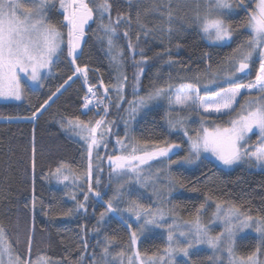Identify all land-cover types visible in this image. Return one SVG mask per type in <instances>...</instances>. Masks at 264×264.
<instances>
[{"label":"trees","instance_id":"obj_1","mask_svg":"<svg viewBox=\"0 0 264 264\" xmlns=\"http://www.w3.org/2000/svg\"><path fill=\"white\" fill-rule=\"evenodd\" d=\"M87 2L93 6L100 0ZM109 2L112 5L111 20L115 22L118 15L125 20L117 26V37L114 38L116 47L111 53L107 38L100 28V19L94 12L95 23L89 30L82 57L75 65L70 63L65 46L64 53L53 65L51 75L42 78L40 87L33 88L22 82L23 102H0V225L6 230L15 253L26 262L30 258L35 264L38 258H43L45 264H94V261L100 262L105 237L113 239L109 247V260L121 251L126 253L125 256L132 253L129 251V228L117 219L118 215L106 214L104 220L98 223L100 213L105 212L107 207L105 201L113 197L116 186L113 179L110 182L111 169L107 155H117V137L123 139L126 133H131L135 144L136 141H148L150 145L151 142H158L160 147L167 146L165 142L180 145L171 159L182 160L188 155V141L184 132L171 129L169 119H176L177 112H180V116L192 117L195 119L194 128L191 129L193 133L201 125L197 111L170 106L166 99L164 104L158 102L142 110L131 126L127 109L128 101L137 98L134 95L135 74L143 68L138 85L139 95H145L154 87L171 84L174 99L180 85L192 83L198 85L200 95L204 96L209 92L203 88V82L217 79L218 74H223L220 69L227 66L225 58L247 37L241 28L229 43L223 46L209 44L193 22L194 0H172V27L175 30L171 36L161 31L168 27V0ZM54 3L55 7L49 10L48 15L53 23L59 25L63 18L58 0H54ZM138 12L140 23L152 29L147 35L136 21ZM128 18H131V25L126 22ZM224 19L226 23L238 26L245 19V12L234 4L232 10H226ZM103 22L108 23V14H105ZM125 30L129 33L127 38L123 35ZM63 31L65 33L66 29ZM129 41L137 53L135 60L127 47ZM117 49L123 51L119 66L112 61ZM141 51L148 58L147 63L137 65ZM76 66L87 68L93 86L102 96L104 92L99 85L103 84L104 88L109 89L107 101H112L110 106L115 111L110 117L113 131L105 136L107 148L101 146L93 151L91 182L93 192H100L101 197L88 193L87 213L75 211L77 203L83 202L84 194L88 192L86 144L76 135V129L67 126V121L78 117L85 122L92 121L94 126V122L103 119V115L102 112L99 115L97 112H83L82 99L86 92L82 81L73 82L35 123L26 121L32 120L41 111L59 92L57 89L66 85L65 81H70L68 77L73 78ZM258 69L259 59L255 55L250 69L246 70L249 73L238 74V78L243 80L237 79L236 82L246 84L254 80ZM122 75L128 78L123 92L125 102L116 112L113 86L119 82L118 76ZM223 86L229 85L223 83ZM212 91H220V88L217 86ZM240 102H244V96ZM227 119L213 118L205 124L208 127L215 124L225 126ZM108 122L109 118L105 125ZM257 140L258 136L254 135L249 145H255ZM97 151L102 159H96ZM236 166L233 170H226L206 159L193 167L183 163L172 164L171 175L177 186L170 203L176 209L174 211L189 221L196 217L198 209L200 212L205 209L209 212L216 203L226 201L250 215L264 216V169L243 162ZM58 167H61L60 174L56 173ZM64 176L69 178L64 180ZM96 179L100 180L99 185H96ZM201 204L205 205L204 209H200ZM69 210H72V214L65 215ZM132 225L136 226L133 222ZM28 237L32 238L30 252ZM257 243L258 237L249 235L237 241L236 252L246 255L254 250ZM164 247L166 240L160 235L144 238L138 243L141 253L151 254ZM208 256L210 254L207 252H194L192 261L194 264H210Z\"/></svg>","mask_w":264,"mask_h":264},{"label":"snow or ice","instance_id":"obj_2","mask_svg":"<svg viewBox=\"0 0 264 264\" xmlns=\"http://www.w3.org/2000/svg\"><path fill=\"white\" fill-rule=\"evenodd\" d=\"M194 2L193 22L210 40L214 42L230 41L241 28L247 33L246 39L225 58L226 68L220 69L224 72L223 83H227L229 86L224 87L223 83L217 84V79L213 78L210 83L217 84L220 91L212 95L201 96L198 85L192 83L180 85L175 91L174 99L171 84L167 87H154L145 95H139V79L143 72V68H140L134 76L136 81L134 95L137 98L128 101L127 111L133 120L142 110L166 97L170 106L175 105L182 110L197 111L201 119V128L195 136L188 135L187 130L184 131V135L188 136L190 142V151L182 160L171 159V155L176 154L173 149H178L180 145L167 142H165L167 144L165 147H160L158 142H151L150 150V142L136 141V145L131 146V150L127 154L107 155L111 169L110 182L112 178H115L117 188L113 197L105 201L107 207L105 212L100 213L98 223L104 220L106 214L112 213L118 215L119 219L131 228L124 216V213H127L134 216L136 222L143 220L140 225L141 230L149 225L167 228V246L162 250L157 249L151 254L141 253L135 247L138 240L137 232H130L129 251L132 252V255L127 256V264H194L192 249L199 245H206L211 250L212 255L207 258L210 264H225V258L227 264H264V260L260 259L264 255V216L250 215L235 204H228L226 201L216 203L213 223L222 225L223 230L212 235L211 228L201 222L199 209L193 221L185 222L186 230H181L180 226L175 223H166L165 212L162 208L145 207L138 202V199H124L125 193L122 191L124 184L128 183L134 175L137 183L144 187L149 183L151 177L142 176L141 166L149 165L150 161L160 158H165L170 167L172 164L192 163L194 158L199 159L201 153L206 152L211 153L222 165L229 168L243 162L264 169V0H194ZM58 3L63 18L59 25L53 23L48 15L49 10L55 7L54 0H0V97L21 99L20 73L27 74L33 82H39L41 70H51L65 50L63 29L67 30V57L70 58V63L75 65L79 55L78 50L85 37V26L93 20L94 12L100 19V28L107 38L109 52L111 53L116 47L114 38L117 37V26L125 20L121 15L117 16L115 22L111 20L112 5L109 0H100L93 6H90L87 0H58ZM234 4L236 8L245 12V19L238 26L226 23L224 19L226 10H232ZM166 9L168 27L161 31H166L171 36L175 30L172 27V0H168ZM105 14H108V23L103 22ZM136 21L144 30L145 35L152 30L140 23L139 12ZM126 22L131 25V18H128ZM128 34V30L123 33L126 38ZM137 39H139V34ZM127 47L132 51L135 60L137 53L131 41ZM256 53H258L259 69L256 71L255 79L246 84L237 83L238 74H247L246 70L250 69L253 56ZM139 55L141 59L136 61V64L147 63L148 58L143 51ZM122 57L123 51L117 49V54L112 56V61L119 66ZM76 73L83 76L87 84V68L77 66L74 75ZM71 79V76L68 77V80ZM196 79L199 80V76ZM127 80L126 75L118 76L119 82L113 86L116 92L115 107L118 109L125 102L123 92ZM67 83L68 81H65V84ZM59 90L58 88L57 91ZM108 91L109 89L105 88V99H108ZM244 91L250 94L254 92L255 95L244 96V102L241 103L238 97H241ZM88 93L91 96H96L93 86L88 87ZM84 99V108L91 111L89 105L92 104V100L87 95ZM100 103L101 101L97 99L94 106ZM111 103L112 101L109 100V104ZM103 111L106 116L108 108L105 107ZM179 116L180 112H177V117ZM224 117L228 118L225 126L220 124H215L213 127L204 126L205 122L210 119ZM168 123L171 128L183 125L182 119L179 118L169 119ZM104 125V119L96 120L94 126L92 121L85 122L78 117L75 120L67 121V126L76 129V135L85 142L89 161L87 167L88 192L84 194L83 202L77 203L76 212L87 213L88 193H93L97 198L101 197L100 192H93L91 180L93 151L101 146L107 148L105 136L110 135V128L104 127V130L100 131ZM254 129L258 131V140L255 145H249V133H253ZM117 144L121 145L125 151L129 147L119 139ZM96 159H102L98 151ZM61 167L64 166L61 165ZM61 167L56 169L57 174L61 173ZM97 170H99V165H97ZM160 171L161 169H157V173ZM68 178V176L63 177L64 180ZM95 183L99 185L100 180L96 179ZM154 194L159 195V192L154 190ZM128 195L131 196V193ZM72 198L76 199L75 196ZM209 199L211 198L209 197ZM121 204H125L126 207H121ZM225 205L227 206L225 207ZM204 207V204L200 205V209H204ZM71 214L72 210L65 213V215ZM245 229H251L258 235V243L250 253L237 254L235 238L238 232H243ZM31 239L28 237L27 241L29 252ZM105 241L100 262L94 261V264H116L117 258L125 257L126 253L121 251L117 253L116 257L109 260L108 257L111 255L109 247L112 245L113 239L105 237ZM85 247H87L86 242ZM179 256H182L183 259L177 261ZM0 264H33L30 258L26 262L22 256L15 253L14 246L2 225H0ZM35 264H45L44 259L38 258ZM120 264H123L122 260Z\"/></svg>","mask_w":264,"mask_h":264},{"label":"rangeland","instance_id":"obj_3","mask_svg":"<svg viewBox=\"0 0 264 264\" xmlns=\"http://www.w3.org/2000/svg\"><path fill=\"white\" fill-rule=\"evenodd\" d=\"M61 11L62 10H60V12ZM203 35H204L205 39L207 40V42L209 44H211V45L223 46V45H225V44H227V43H229L231 41L230 40V41H216V42H214L213 40H210L205 34H203ZM65 46H66V32H65V45H64V48H65ZM255 55H258V53H256ZM255 55H254V57H255ZM52 69H53V66H52L51 70L42 69L41 70V79H40L39 82H33L29 78V76L27 74L20 73L19 75H20L21 89H22V82L28 83L33 88L40 87L42 78L44 76L51 75ZM246 72H247V74L249 73V71H246ZM223 79H224V72H223V74H218L217 75V82L219 84L223 83ZM238 79H239V81L243 80V78L242 79L238 78ZM76 80L82 81V83L84 85V89H85L84 77L81 76L79 73H76L73 76V78L64 87H62L59 90V92L41 109L40 112L43 113L45 110H47L51 106V104L56 100V98L59 97ZM89 81L92 83V81L90 80V76H89L88 70H87V82H89ZM99 86L101 87L102 92L105 93V90H104L105 88H104L103 84H101ZM203 88L206 91L209 92V93H207V95H212V94L215 93V91H212V90L217 88V85L211 84L210 80L208 79L207 81L203 82ZM93 89H94L93 91H96L97 94L102 99V107L100 108V110L97 111V113H101L102 112L105 124L107 123V119L109 118L108 124L105 125V126H102L100 131H103L104 127H109L110 131H111L112 130L111 129L112 123H111L110 117L112 116V112H115V111L112 109L113 107L110 106V104L107 101V99H105V96L104 95L102 96V93L100 94V92H99V90L97 88L94 87ZM216 92H218V91H216ZM247 95H255V93L253 92V93L250 94L247 91H244V94L241 97H238V100L241 101V98L243 96H247ZM107 97H108V95H107ZM166 99H167L166 97L161 98L160 100L155 101L152 105H154V104H156L158 102L164 104ZM23 100H24L23 91H22L21 99H19V100H16V99H13V98H7L6 99L4 97H0V102H7V103H9V102L10 103H21V102H23ZM105 107L108 108V114L106 116H105L104 111H103V109ZM149 107H151V105ZM82 110H83V108H82ZM117 110H118V108L116 109V112H117ZM144 110H146V109H144ZM84 113L87 114L88 112L84 110ZM140 113L136 116V118L134 120L131 117H129L130 120L128 118V120L130 121L131 126L138 119V116L141 115ZM177 118L182 119L183 125L182 126L177 125L176 128H171L172 130L175 129L176 131H181V132H184L185 130H187L188 131V135H190V136H195L196 135L197 131L195 133L191 132L192 131L191 129L194 128L192 125H193L195 119H193L192 117H188V116H179ZM224 118H227V117H224ZM34 119H32L31 121L34 120L33 122L35 123L36 122V117H34ZM199 120L201 121V119H199ZM18 121H20V120H18ZM205 123H207V121ZM204 126L208 127L207 124H205ZM200 128H201V125L199 126L198 130H200ZM115 129H116V127H115ZM254 135H257V136L259 135L258 131L255 130V129L253 130V133H249L248 143H249V140L251 139V137H253ZM118 139L121 140L125 145H128L129 147H128L127 151H125L124 149L121 148V145L117 144V141H116V145L115 146H116L117 152H118L117 155L127 154L128 152H130L131 146H135L136 145L134 143V141H133L131 133L130 134L126 133L125 137L123 139H121L118 136L117 140ZM186 139L188 141V153H189V151H190V142L188 140V136H186ZM179 149H180V147L178 149H173V152L177 153V151ZM150 150H151V145H150ZM137 154H139V153H137ZM172 157H173V155H171V158ZM204 159L210 160V161L214 162L215 164H217L218 166H220V167H222L223 169H226V170H233L234 168L237 167L236 165H233L230 168L226 167V166L222 165L213 155H211V153H206V152H202L200 157H199V159H195L194 158L192 163H183V164H185L188 167H193V166L197 165L200 161H202ZM108 163H109V161H108ZM149 165H142L141 168H140V171H141L143 177H151V180L149 181V183H147L144 187H141V185L139 183H137L136 178L133 175L132 179L128 183H125L124 187L122 189V191L125 193L124 199L125 200H127L129 198L138 199V202L141 203L142 205H144L145 207H151L153 209L162 208L164 210V212H165V221H166V223H168V224L175 223L176 225L180 226L181 230H186L184 228L185 222L193 221L195 218L193 220H189V221L182 219L178 215V213H176L174 211L176 209L173 208L171 206V204H170L173 201V199H172L173 196H175L174 192H175V189H176L177 186H176V183H175V181L173 179V176L171 175V169H170V167L167 164V160L165 158H160L159 160L150 161ZM157 169H161V171L159 173H157ZM112 179L115 181V178H112ZM115 185H116L115 186V190H116L117 184H115ZM154 190L158 191L159 195L154 194ZM129 193H131V196L128 195ZM120 206L121 207H126L125 204H121ZM215 211H216V205L212 206V208H210L209 212H207V209L202 210L200 212L201 222L204 223L205 225H208L211 228V234L212 235H216L217 233H219L220 231L223 230L222 225H220L218 223H213V221H214L213 213ZM124 216H125V218H128L129 221H127V223L131 225V228H129L125 223H123L119 219V216L117 217V219L121 223H123L126 227L129 228V232H132V231L137 232L138 240H137V244L135 246L136 248H138V243L141 240H143L144 238H147V237L154 236V235H160L161 237H164L165 240H166V246H167L168 241H167V228L166 227L157 228V227H155L153 225H149L146 228H144L143 230H141L140 229V225L143 223V220H141L140 222H136L135 217L134 216H130L127 213H124ZM132 222H133V224L136 225L135 227L132 225ZM249 235H254V236L258 237V235L254 231H252L251 229H245L243 232H238L237 233L236 238H235V240H236V242H235V250H236L237 241L242 239V238H245V237H247ZM194 252H199V253H202V254L204 252H207V254L209 253L210 255H212L211 250L208 249L206 245L197 246L196 248L192 249V253H194ZM130 255H132V253L129 254L128 256H130ZM182 259H183L182 256L177 257V261H180ZM260 259L264 260V255H262L260 257ZM121 260L123 261V264H127V256H125L123 258H118L116 264H120ZM225 264H227L226 258H225Z\"/></svg>","mask_w":264,"mask_h":264},{"label":"built area","instance_id":"obj_4","mask_svg":"<svg viewBox=\"0 0 264 264\" xmlns=\"http://www.w3.org/2000/svg\"><path fill=\"white\" fill-rule=\"evenodd\" d=\"M89 86H93L90 81L87 82V84L85 83V91H86L85 96L86 95L89 96V98L92 100V104L89 105V108L91 109V111H98L102 107V99L100 98V96L97 94L96 91H94L96 93V96H91V94L88 93V87ZM93 88H94V86H93ZM85 96L82 99V108H83V110H85L87 112H91L88 109L84 108V104H85V99L84 98H85ZM97 99H99L101 101V103L99 105H97V106H94V105H96Z\"/></svg>","mask_w":264,"mask_h":264},{"label":"water","instance_id":"obj_5","mask_svg":"<svg viewBox=\"0 0 264 264\" xmlns=\"http://www.w3.org/2000/svg\"><path fill=\"white\" fill-rule=\"evenodd\" d=\"M94 23H95V16L93 15V20H91V21H89L88 22V24L85 26V37H84V40L81 42V48L78 50V53H79V55H78V59L77 60H79L81 57H82V53H83V50H84V47H85V45H86V43H87V40H88V37H89V35H88V33H89V30H90V28L94 25ZM76 60V61H77ZM58 98V97H57ZM56 98V99H57ZM53 104V103H52ZM51 104V105H52ZM42 113L39 111L37 114H36V120L40 117V115H41ZM20 121H22V120H20ZM25 121V120H24ZM26 121H30V122H33V121H31V120H26Z\"/></svg>","mask_w":264,"mask_h":264},{"label":"bare ground","instance_id":"obj_6","mask_svg":"<svg viewBox=\"0 0 264 264\" xmlns=\"http://www.w3.org/2000/svg\"><path fill=\"white\" fill-rule=\"evenodd\" d=\"M33 119H34V118H33ZM34 120H35V119H34ZM34 120H33V121H34Z\"/></svg>","mask_w":264,"mask_h":264}]
</instances>
